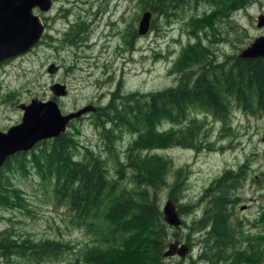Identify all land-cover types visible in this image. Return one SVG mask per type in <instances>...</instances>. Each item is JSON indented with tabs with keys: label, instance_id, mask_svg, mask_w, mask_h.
<instances>
[{
	"label": "rangeland",
	"instance_id": "obj_1",
	"mask_svg": "<svg viewBox=\"0 0 264 264\" xmlns=\"http://www.w3.org/2000/svg\"><path fill=\"white\" fill-rule=\"evenodd\" d=\"M207 1L187 0L192 4L167 18L149 10L151 23L156 21L157 26L151 25L143 34L136 31L133 48L126 38L130 27L137 29L145 10L139 0H53L49 11L42 12L35 7L34 11L40 13L43 20L46 18L43 37L29 51L0 66V129L20 121L23 111L18 104L21 102L27 103L34 96L51 97L49 86L56 81L65 83L68 90L67 94L56 97L62 112L76 110L88 103L98 108L118 87L122 92H149L172 85L176 81L173 66L178 57L182 54L185 61H190L197 55L198 46L193 44L188 48L186 44L195 40L189 33V22L199 17L208 24L205 28L212 37V24L208 21L213 20L207 14H213V4ZM241 1L232 0L233 5H228V8L232 7L229 21H219L221 31L214 29L228 40L211 43L204 39V44L219 59L228 53H238L256 36L264 34V25L256 26L258 14L264 12V0H243L242 4L248 2L244 6L239 5ZM51 63L58 66L53 73L48 71ZM230 110L229 124L224 128L221 120L214 118L206 108L189 110L190 116L202 122L199 139L193 145L166 141L170 137L168 129H182L188 119L183 124L163 121L158 132L166 134L156 135L151 131L144 136L148 141L164 144L150 151L167 160V184L159 188L161 209L178 169L187 177L182 192L184 199L192 202L189 213H180L183 220L180 228H168L165 249L174 240L195 241L194 246L199 248L204 245L205 237V246L212 245V219L220 214H217L213 196H204L205 190L224 170H235L246 161L249 164L247 173L236 188L230 189L231 201L225 202L221 219L229 230L241 226L242 232L238 235L242 240L251 236L261 248L264 247V110L252 114L235 105ZM92 117L93 113H87L68 125L67 130L78 142L73 152L83 156L87 146L95 152L101 151L115 175V171L126 163V150L136 137L135 132L126 131L122 139H117L115 152L103 150V138ZM115 153L122 164H118ZM16 160L11 158L9 168L0 170L12 186V195L3 198L0 204V231L9 228L14 235L26 232L35 239L57 238L70 246L57 257L36 261L14 254L0 257V264H72L77 259L78 264H91L87 261L88 252L97 254L103 249L95 245L98 234L83 225L70 223L67 205L59 204L54 198L51 174L42 180L30 161L27 162L29 167L19 168ZM125 168L129 175L130 168ZM123 185L130 187L132 183L125 179ZM203 222L206 225L200 229ZM140 241L141 235L136 232L129 243H138V249L124 247L123 250L114 249L116 253L105 252L108 258L98 264H146L140 258V246H144ZM184 256L171 255L164 262L196 264Z\"/></svg>",
	"mask_w": 264,
	"mask_h": 264
},
{
	"label": "trees",
	"instance_id": "obj_2",
	"mask_svg": "<svg viewBox=\"0 0 264 264\" xmlns=\"http://www.w3.org/2000/svg\"><path fill=\"white\" fill-rule=\"evenodd\" d=\"M139 2L142 9H149L166 18L179 14V10L192 4L187 0ZM207 2L213 4V14H207L213 20H207L212 24V37L205 28L208 24L199 17L189 22V33L195 40L186 44L188 48L193 44L198 46L197 55L190 61H185L182 54L178 57L173 66L176 72L175 83L149 92H122L118 87L106 103L99 104L96 111L92 112L93 121L103 138V150L115 152L116 140L122 139L126 131L135 132L136 137L126 150V163L115 171V175L111 173L107 158L102 156L101 151L95 152L87 146L83 156L73 152L78 142L69 130L42 139L29 150L15 152L0 166V170L3 167L9 168V160L17 158L19 168L29 167L27 162L30 161L42 180L49 178V174L53 176L54 198L59 204L67 205L70 223L83 225L88 231L98 234L95 245L103 249L97 254L88 252L87 261L91 264L106 260L108 254L105 252L116 253L114 249H138V243H129L136 232L141 235L140 243H144V246H140V258L146 264H165L164 259L170 257L162 254L167 245L170 225L163 218L159 193V188L167 184V160L160 159L156 153H150L164 144L148 141L144 136L151 131L156 135L166 134L158 132L159 124L163 121L172 120L183 124L188 119L182 129L169 128L170 137L166 141L193 145L199 139L202 122L190 116L189 110L206 108L214 118L221 120L223 128L229 124L232 105L252 114L264 110V55L239 57L237 53H228L219 59L216 53L210 52L204 39L211 43L228 40L226 36L220 37L214 29L221 31L219 21H229L232 7L228 8V5L232 6L233 3L232 0ZM242 2H239L240 6L248 3ZM151 25H156V21ZM136 31L135 27H130L126 38L131 48ZM116 157L118 159L117 154ZM155 159L159 161L152 162ZM118 164H122L119 159ZM125 167L130 168L129 175ZM248 167L246 161L235 170H224L205 190L204 196H213L217 214H220L212 219L214 232L229 230L221 219L225 202L231 201L229 191L238 186ZM180 174L178 169L166 196L172 198L181 213H189L192 202L184 199L182 194L187 177ZM125 179L132 183L130 187L123 185ZM10 185V180L0 173V204L3 198L12 195ZM13 233L9 228L0 231V257L18 254L41 261L59 256L70 246L57 238L35 239L26 232ZM72 264H78V259Z\"/></svg>",
	"mask_w": 264,
	"mask_h": 264
},
{
	"label": "water",
	"instance_id": "obj_3",
	"mask_svg": "<svg viewBox=\"0 0 264 264\" xmlns=\"http://www.w3.org/2000/svg\"><path fill=\"white\" fill-rule=\"evenodd\" d=\"M52 0H0V61L13 57L32 47L40 39L44 23L40 15L32 9L38 6L40 10L49 9ZM151 12H143L138 25V32L145 33L150 25ZM257 26L264 25V13L257 17ZM264 55V34L256 36L239 52V57H257ZM57 65L51 63L48 71L53 73ZM54 96L67 93L65 83L53 82L49 87ZM23 113L21 120L0 129V165L8 155L31 148L40 139L57 136L65 130L71 118L78 117L87 111L96 110L95 105L88 103L76 110L62 112L55 98L40 99L33 97L28 103H20ZM163 218L169 224L179 228L182 220L178 209L168 198L163 206ZM188 244L179 240L168 243L163 255L179 254L184 256Z\"/></svg>",
	"mask_w": 264,
	"mask_h": 264
},
{
	"label": "flooded vegetation",
	"instance_id": "obj_4",
	"mask_svg": "<svg viewBox=\"0 0 264 264\" xmlns=\"http://www.w3.org/2000/svg\"><path fill=\"white\" fill-rule=\"evenodd\" d=\"M18 56L19 55H16L0 61V66ZM178 212L180 216L181 212L179 209ZM205 225L201 226L200 229H203ZM241 232V226H238L236 229L222 232L217 230L215 232L213 231L211 235L214 238V242H212L210 247L205 246L207 237L204 238V245L199 248L194 246L196 243L195 241L188 240L186 242L188 244V250L184 257L187 255L190 258L191 263L196 264H202L205 262L208 264H263L264 247L261 248L259 242L251 236L242 240L241 236L238 235H241ZM244 242L245 244L242 246L241 244ZM193 256H195V258ZM246 258H248L247 261Z\"/></svg>",
	"mask_w": 264,
	"mask_h": 264
},
{
	"label": "bare ground",
	"instance_id": "obj_5",
	"mask_svg": "<svg viewBox=\"0 0 264 264\" xmlns=\"http://www.w3.org/2000/svg\"><path fill=\"white\" fill-rule=\"evenodd\" d=\"M177 209H178V207H177Z\"/></svg>",
	"mask_w": 264,
	"mask_h": 264
}]
</instances>
